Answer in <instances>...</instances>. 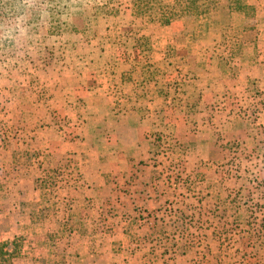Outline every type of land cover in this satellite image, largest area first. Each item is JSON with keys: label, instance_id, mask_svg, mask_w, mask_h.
<instances>
[{"label": "rangeland", "instance_id": "rangeland-1", "mask_svg": "<svg viewBox=\"0 0 264 264\" xmlns=\"http://www.w3.org/2000/svg\"><path fill=\"white\" fill-rule=\"evenodd\" d=\"M244 2L255 9L254 17L229 18L223 2L212 15L184 17L163 26L137 15L133 0H0V243L26 239V250L14 264H264V138L251 122L240 119L236 125L254 133V139L234 141L223 128V153L204 150L209 157H190L186 143L168 133L149 134L141 154L130 158L136 167L132 173L101 176L109 215L102 221L95 211L70 199L78 185L74 180H82V173L70 152L58 153L56 148L60 138L74 141L72 129L81 124L72 125L68 115L55 109V101L50 102L58 99L61 86L70 96L66 69L79 57L96 54L101 45L112 55L130 50L132 56L137 54L135 42L146 56L155 53L160 73L173 66L168 74L178 79L177 94L186 80L182 59L196 64L194 56L187 55L186 37L196 40L194 48L202 41L205 58L222 59L224 75L236 77L238 64L246 69L264 65V0ZM118 40L123 48H109ZM165 55L174 59L169 66ZM159 80V90L164 91L166 77ZM248 85L253 100L247 99L258 103L257 113L264 108V81L250 79ZM243 106L238 113L247 115ZM41 137L48 139V146L40 144ZM42 160L52 178L60 180L57 219L35 223L32 236L10 235L12 226L23 223L32 204L40 201L35 181L43 175ZM87 161L91 167L114 169L127 163L124 158L97 156ZM127 175V182L134 183L127 188L132 192H124ZM140 180L148 184L145 198L152 192L160 196L152 213L138 212L135 202L124 199L133 196ZM126 207L137 212L130 224L145 229L122 248L124 232L117 227L124 222Z\"/></svg>", "mask_w": 264, "mask_h": 264}, {"label": "crops", "instance_id": "crops-1", "mask_svg": "<svg viewBox=\"0 0 264 264\" xmlns=\"http://www.w3.org/2000/svg\"><path fill=\"white\" fill-rule=\"evenodd\" d=\"M176 23H182V21ZM190 39L192 38H185L187 55L194 56L196 64H187L188 59H182L186 66V69L183 67L186 80L178 94L176 92L179 85L178 79L174 80L175 75L168 74L174 72L170 70L173 66L165 71L166 74L160 73L156 64L158 56L155 53L146 56L148 52H142L135 42L136 48L133 50L137 54L133 56L129 53L132 50L128 51V54L112 55L113 53L105 50V45H101L99 51L96 49V54L76 59L71 68L66 69L70 73V96L66 95V89L61 86L59 89L62 93L58 99L50 100V102L55 101V107H57L55 109L69 116L72 125L81 124V128L72 129L76 130L71 137L75 139L74 141L66 142L65 139L60 138L62 142L56 148L58 153L70 152L72 157L76 158V165L80 167L82 173V180H74V183L78 185L74 186L70 199L76 205L80 203L86 206L87 210L95 211L96 216L101 217L102 221L109 218V215L105 209L107 206L105 177L101 176L106 172L132 173L136 167L130 164V158L141 154L146 141L145 137L149 134L153 133L154 136V132L168 133L170 137L178 138L184 144L186 143L190 157L193 153V157H209L203 152L206 149H214V153L219 155L223 153L222 140L219 141L223 128L227 134L231 133L230 136L234 141H240V138L249 140V136L254 139V133L251 131L243 132L237 128L236 124L240 119L251 122V126L260 129L264 138V108L256 113L255 110L260 106L247 99L253 100L250 96L252 90L248 85L249 80L264 81V65L258 66L254 63L255 65L247 66L246 69L238 64L236 77H232L231 74L224 75L221 69L222 59L217 58L216 55L205 58L202 41L197 40V47L194 48L193 44L196 40L190 41ZM119 42V40L110 42L109 48H123ZM124 44L127 47L130 41ZM164 58L168 66V63L174 61L167 55ZM261 60H264V57ZM148 63L153 66H144ZM161 76L166 77L164 91L159 90ZM159 93L165 96L160 97ZM242 106L247 115L238 113ZM224 107H226V113L223 111ZM253 108L252 113L247 111ZM256 137L258 139L260 135ZM41 140V145L48 146L47 138L41 137ZM96 141L102 143L95 145ZM92 156L124 158L127 163L120 165L118 169L109 168L106 165L91 167L87 158ZM195 166L198 165H192V167ZM140 171L142 172L143 168H140ZM129 177L127 175L124 181V184H127L124 192L133 191L127 189L132 188L129 184H134L127 182ZM83 182H86L84 187ZM136 184L137 186L133 188L135 189L133 196L128 195L124 199L135 202L134 206H138V212L152 213L159 205V194L152 192L150 197L145 198L147 182L140 180ZM154 184L151 183L152 186ZM154 188L157 189V185ZM74 193L76 195L73 197ZM28 214L23 223L17 224L16 227L12 226L10 235L20 236L22 233L33 235L34 230L31 227L36 225L30 220ZM136 214L137 212L128 211L126 207L122 215L124 222L117 227L124 232V237L121 238L122 248L127 247L125 242L130 243L131 240L134 242L133 237L140 233L141 228L145 229L144 225L130 224ZM20 226L22 228H17ZM43 250L42 248L40 251ZM54 264H62V262Z\"/></svg>", "mask_w": 264, "mask_h": 264}, {"label": "trees", "instance_id": "trees-1", "mask_svg": "<svg viewBox=\"0 0 264 264\" xmlns=\"http://www.w3.org/2000/svg\"><path fill=\"white\" fill-rule=\"evenodd\" d=\"M223 2L226 3L229 17L235 14L245 16L246 19L254 17L255 9L247 5L244 0H133V8L137 15L147 16L152 22L169 26L184 17L212 14ZM39 158L47 160L50 157L40 156ZM45 160L39 163V167L43 169V175L35 181L36 189L41 193L40 201L32 204L28 214L33 223H45L47 220L57 219L58 204L55 202L57 200L55 194L59 190L60 180L52 178V170L47 168ZM58 223L61 228L62 223ZM25 240L24 237H19L0 243V264H14V261L22 256Z\"/></svg>", "mask_w": 264, "mask_h": 264}]
</instances>
